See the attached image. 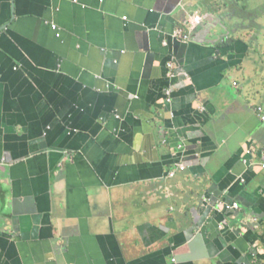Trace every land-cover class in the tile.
<instances>
[{"label": "crops", "instance_id": "crops-1", "mask_svg": "<svg viewBox=\"0 0 264 264\" xmlns=\"http://www.w3.org/2000/svg\"><path fill=\"white\" fill-rule=\"evenodd\" d=\"M260 106L264 0H0V264H264Z\"/></svg>", "mask_w": 264, "mask_h": 264}, {"label": "built area", "instance_id": "built-area-1", "mask_svg": "<svg viewBox=\"0 0 264 264\" xmlns=\"http://www.w3.org/2000/svg\"><path fill=\"white\" fill-rule=\"evenodd\" d=\"M201 22H202V17L201 16H195L193 18V20H192V24L193 25H198ZM51 26H52L53 29H55V30L57 29L56 23H51ZM57 36H60V33H57ZM181 36H182V32L181 31H177L175 33V35H174L175 38L176 37H181ZM183 38L187 40L189 37L187 35H184ZM170 67H171V64H170ZM169 95H170V93L167 94V96H169ZM167 100H168V102H170L171 101V98H168ZM258 111L262 115L261 118L264 121V109H263V107H258ZM178 168L180 170H182V171H184L186 169V167L183 166V165H179ZM169 175L171 177H173L175 175V172L173 171ZM215 208L218 209V210H224V209H226L227 211H233V210L234 211H238L239 208H240V205H239V203L234 202V201L229 202V201H226V200H219L216 203V207Z\"/></svg>", "mask_w": 264, "mask_h": 264}, {"label": "water", "instance_id": "water-1", "mask_svg": "<svg viewBox=\"0 0 264 264\" xmlns=\"http://www.w3.org/2000/svg\"><path fill=\"white\" fill-rule=\"evenodd\" d=\"M219 200H220V199H217V202H218ZM215 211H216V213L219 212L220 214H221V213L225 214V213L227 212L226 209H224V210H218V209H216V208H215ZM255 222H259V221H255ZM263 226H264V225H263Z\"/></svg>", "mask_w": 264, "mask_h": 264}, {"label": "rangeland", "instance_id": "rangeland-1", "mask_svg": "<svg viewBox=\"0 0 264 264\" xmlns=\"http://www.w3.org/2000/svg\"><path fill=\"white\" fill-rule=\"evenodd\" d=\"M261 107V106H260Z\"/></svg>", "mask_w": 264, "mask_h": 264}]
</instances>
